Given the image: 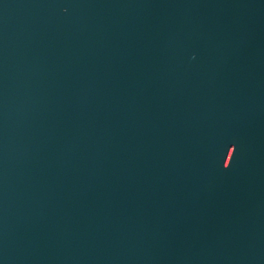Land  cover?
<instances>
[{"label":"water","instance_id":"water-1","mask_svg":"<svg viewBox=\"0 0 264 264\" xmlns=\"http://www.w3.org/2000/svg\"><path fill=\"white\" fill-rule=\"evenodd\" d=\"M0 264H264V0H0Z\"/></svg>","mask_w":264,"mask_h":264}]
</instances>
